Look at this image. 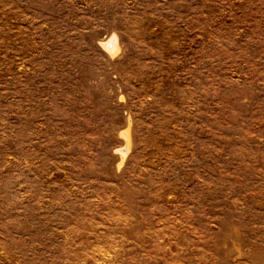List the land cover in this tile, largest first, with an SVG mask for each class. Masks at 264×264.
<instances>
[{
  "label": "rangeland",
  "instance_id": "obj_1",
  "mask_svg": "<svg viewBox=\"0 0 264 264\" xmlns=\"http://www.w3.org/2000/svg\"><path fill=\"white\" fill-rule=\"evenodd\" d=\"M0 264H264V0H0Z\"/></svg>",
  "mask_w": 264,
  "mask_h": 264
},
{
  "label": "bare ground",
  "instance_id": "obj_2",
  "mask_svg": "<svg viewBox=\"0 0 264 264\" xmlns=\"http://www.w3.org/2000/svg\"><path fill=\"white\" fill-rule=\"evenodd\" d=\"M116 41H115V37L114 36H111L109 37L107 40L101 42V45H103V47L112 52L116 46ZM124 134H126V132H124ZM127 147V146H126ZM126 147H124V149H126ZM123 149V148H122Z\"/></svg>",
  "mask_w": 264,
  "mask_h": 264
}]
</instances>
